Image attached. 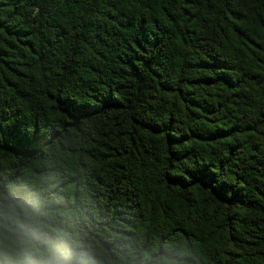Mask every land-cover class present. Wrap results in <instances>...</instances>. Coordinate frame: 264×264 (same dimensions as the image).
<instances>
[{"label": "trees", "instance_id": "16d2710c", "mask_svg": "<svg viewBox=\"0 0 264 264\" xmlns=\"http://www.w3.org/2000/svg\"><path fill=\"white\" fill-rule=\"evenodd\" d=\"M127 264H264V0H0V187Z\"/></svg>", "mask_w": 264, "mask_h": 264}, {"label": "clouds", "instance_id": "9594fccd", "mask_svg": "<svg viewBox=\"0 0 264 264\" xmlns=\"http://www.w3.org/2000/svg\"><path fill=\"white\" fill-rule=\"evenodd\" d=\"M0 187V264H127L95 235L57 214L40 193Z\"/></svg>", "mask_w": 264, "mask_h": 264}]
</instances>
